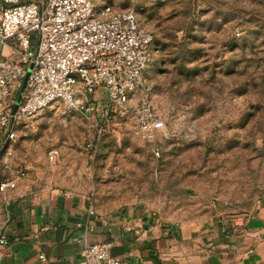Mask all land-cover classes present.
<instances>
[{"label": "rangeland", "instance_id": "obj_1", "mask_svg": "<svg viewBox=\"0 0 264 264\" xmlns=\"http://www.w3.org/2000/svg\"><path fill=\"white\" fill-rule=\"evenodd\" d=\"M92 1L134 10L154 35L144 76L164 128L150 142L116 115L89 149L107 103L100 89L91 114L55 103L37 132L19 128L14 156L39 185L82 191L104 214L143 204L162 225L206 229L254 213L264 202V0Z\"/></svg>", "mask_w": 264, "mask_h": 264}, {"label": "built area", "instance_id": "obj_2", "mask_svg": "<svg viewBox=\"0 0 264 264\" xmlns=\"http://www.w3.org/2000/svg\"><path fill=\"white\" fill-rule=\"evenodd\" d=\"M154 40L134 10L117 11L110 6H97L92 0H0L4 169H11L19 128L37 132L36 116L55 103L68 111L91 114L100 89L106 94L107 103L100 113L103 122L92 126L95 137L89 142V149L98 145L116 115L129 114L134 133L155 142L165 123L155 116L151 88L144 76ZM28 73L21 103L13 115ZM155 154L160 156L159 151ZM47 156L51 163H58L60 150L51 148ZM29 170L24 165L17 178L0 182V192L14 189L17 180L26 177ZM88 214L96 215L91 204ZM8 244L0 239V246ZM112 249L111 242L87 245L76 264H127L114 257ZM40 259L46 260L44 256Z\"/></svg>", "mask_w": 264, "mask_h": 264}, {"label": "crops", "instance_id": "obj_3", "mask_svg": "<svg viewBox=\"0 0 264 264\" xmlns=\"http://www.w3.org/2000/svg\"><path fill=\"white\" fill-rule=\"evenodd\" d=\"M3 139L0 129V182L28 163L17 151L5 170ZM36 178L32 167L14 189L0 192V239L9 242L0 246V264H76L87 245L105 242L127 264H264V202L252 214L187 228L160 224L143 204L90 216L85 193L43 187Z\"/></svg>", "mask_w": 264, "mask_h": 264}, {"label": "water", "instance_id": "obj_4", "mask_svg": "<svg viewBox=\"0 0 264 264\" xmlns=\"http://www.w3.org/2000/svg\"><path fill=\"white\" fill-rule=\"evenodd\" d=\"M31 68H32V67H31ZM31 68H30V70H31ZM28 75H29V73L27 74V76H26V78H25V80H24V82H23L22 88H21V90H20V92H19V94H18L17 102H16V105H15L14 110H13V115H15V113H16V111H17V109H18V106H19V104L21 103V100H22V97H23V93H24V90H25V87H26V83H27Z\"/></svg>", "mask_w": 264, "mask_h": 264}]
</instances>
